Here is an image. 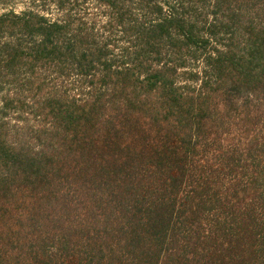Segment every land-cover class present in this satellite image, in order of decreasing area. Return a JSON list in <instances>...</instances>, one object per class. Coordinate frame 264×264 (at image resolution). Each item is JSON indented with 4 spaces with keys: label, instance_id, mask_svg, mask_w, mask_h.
<instances>
[{
    "label": "trees",
    "instance_id": "1",
    "mask_svg": "<svg viewBox=\"0 0 264 264\" xmlns=\"http://www.w3.org/2000/svg\"><path fill=\"white\" fill-rule=\"evenodd\" d=\"M85 1L0 14V264H264V0Z\"/></svg>",
    "mask_w": 264,
    "mask_h": 264
},
{
    "label": "rangeland",
    "instance_id": "2",
    "mask_svg": "<svg viewBox=\"0 0 264 264\" xmlns=\"http://www.w3.org/2000/svg\"><path fill=\"white\" fill-rule=\"evenodd\" d=\"M27 7L47 12L51 16H58L61 11L56 7L55 0H0V14L4 11L14 9L21 11ZM79 14L87 21L90 27H93V31L101 41L110 42L108 46L114 47V54L117 56L122 55L124 39L121 37V32L117 29L107 30L104 27L106 21V13L103 8L99 7L95 2L86 0L79 7ZM191 67L198 69L202 67L201 59L191 62ZM53 82L58 87L69 88L74 90L75 84L77 85V76L72 75L70 77L58 76V73H52L50 75ZM17 90L14 84L6 82L0 83V106L2 104L1 99L4 95H12ZM9 126L12 129L21 128L24 125L35 124L37 120L32 115H25L24 117H17L15 114L10 113L7 116Z\"/></svg>",
    "mask_w": 264,
    "mask_h": 264
}]
</instances>
